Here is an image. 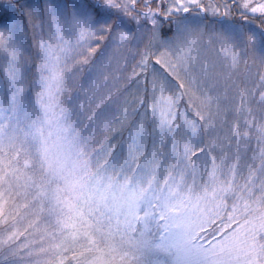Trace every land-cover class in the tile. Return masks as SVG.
Masks as SVG:
<instances>
[{"label":"snow or ice","instance_id":"snow-or-ice-1","mask_svg":"<svg viewBox=\"0 0 264 264\" xmlns=\"http://www.w3.org/2000/svg\"><path fill=\"white\" fill-rule=\"evenodd\" d=\"M0 264H264V0H0Z\"/></svg>","mask_w":264,"mask_h":264}]
</instances>
